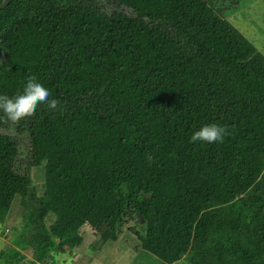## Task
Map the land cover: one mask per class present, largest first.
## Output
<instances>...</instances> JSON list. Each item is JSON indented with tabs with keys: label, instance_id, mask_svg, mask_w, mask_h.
Listing matches in <instances>:
<instances>
[{
	"label": "trees",
	"instance_id": "1",
	"mask_svg": "<svg viewBox=\"0 0 264 264\" xmlns=\"http://www.w3.org/2000/svg\"><path fill=\"white\" fill-rule=\"evenodd\" d=\"M223 15L209 0L0 10V126L29 132L46 170L38 196L0 133V222L25 206L0 264H55L88 227L128 230L160 264H264V54Z\"/></svg>",
	"mask_w": 264,
	"mask_h": 264
},
{
	"label": "rangeland",
	"instance_id": "2",
	"mask_svg": "<svg viewBox=\"0 0 264 264\" xmlns=\"http://www.w3.org/2000/svg\"><path fill=\"white\" fill-rule=\"evenodd\" d=\"M216 9L221 8L223 16L264 54V0H209ZM104 9L111 12L119 9L127 14L134 11L128 7L117 8L115 5L105 3ZM3 133L10 134L18 140L19 156L15 162L17 172L31 178V191L43 194V183L46 179L44 165L30 164L31 143L30 134L25 129L19 130L14 125L0 126ZM19 195L14 200L13 207L5 222H0V252L16 245V238L24 233L23 205ZM32 203L35 201L32 199ZM53 214L46 218H53ZM131 224H134L132 222ZM129 224V225H131ZM126 226L127 227L129 226ZM87 231V230H86ZM125 230L117 240L100 241L98 233L88 227L89 236L86 235L83 244L70 254L59 255L55 264H160L154 254L146 250L134 248L135 237ZM26 256H32V249L24 251ZM40 264V263H38ZM176 264H189L185 259Z\"/></svg>",
	"mask_w": 264,
	"mask_h": 264
},
{
	"label": "water",
	"instance_id": "3",
	"mask_svg": "<svg viewBox=\"0 0 264 264\" xmlns=\"http://www.w3.org/2000/svg\"><path fill=\"white\" fill-rule=\"evenodd\" d=\"M10 2L11 0H3L2 3H0V10L5 8ZM0 133H3L2 130H0ZM137 219L138 220L142 219L140 214H138Z\"/></svg>",
	"mask_w": 264,
	"mask_h": 264
},
{
	"label": "crops",
	"instance_id": "4",
	"mask_svg": "<svg viewBox=\"0 0 264 264\" xmlns=\"http://www.w3.org/2000/svg\"><path fill=\"white\" fill-rule=\"evenodd\" d=\"M87 236H89V233L87 234Z\"/></svg>",
	"mask_w": 264,
	"mask_h": 264
}]
</instances>
